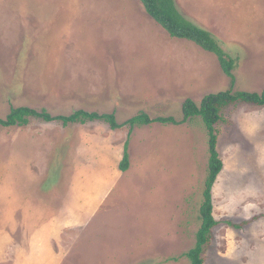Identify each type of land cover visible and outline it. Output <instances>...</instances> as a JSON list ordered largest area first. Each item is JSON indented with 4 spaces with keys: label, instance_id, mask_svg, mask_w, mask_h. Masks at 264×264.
<instances>
[{
    "label": "rangeland",
    "instance_id": "1",
    "mask_svg": "<svg viewBox=\"0 0 264 264\" xmlns=\"http://www.w3.org/2000/svg\"><path fill=\"white\" fill-rule=\"evenodd\" d=\"M175 3L237 60L234 86L214 54L170 37L139 0H0V119L26 106L114 113L120 124L141 113L181 121L187 99L261 93L264 0ZM216 132L223 170L204 264H264V108L231 105ZM128 133L101 121L0 126V264H189L207 129L199 117L135 127L122 172ZM54 220L62 236L49 243L53 254L24 260L25 223L34 231Z\"/></svg>",
    "mask_w": 264,
    "mask_h": 264
},
{
    "label": "trees",
    "instance_id": "2",
    "mask_svg": "<svg viewBox=\"0 0 264 264\" xmlns=\"http://www.w3.org/2000/svg\"><path fill=\"white\" fill-rule=\"evenodd\" d=\"M147 14L159 24L172 38L190 41L204 51L214 54L225 74L232 78L235 85L233 71L237 67V60L228 55L216 38L207 30L187 20L178 10L175 0H139ZM249 104L264 108V90L261 93L228 90L205 96L200 105L187 99L182 107L183 119L177 121L174 117H157L152 119L146 113H141L120 124L114 113L99 114L77 110L71 115L53 116L43 110L38 112L30 107L13 108L5 119H0V126L5 128L28 126L32 119L44 122H60L64 127L69 125L87 124L91 122H105L112 130L129 127L128 139L124 146V153L119 168L127 172L130 167L129 145L135 127L148 126L154 123L163 125H181L191 119L201 118L207 132L209 145L208 176L203 192V203L200 209L201 226L196 234L195 246L185 256L189 264H204L206 248L212 240L214 228L218 225L214 217L213 188L223 170V162L217 149L218 137L216 125L222 120L223 110L231 105Z\"/></svg>",
    "mask_w": 264,
    "mask_h": 264
},
{
    "label": "crops",
    "instance_id": "3",
    "mask_svg": "<svg viewBox=\"0 0 264 264\" xmlns=\"http://www.w3.org/2000/svg\"><path fill=\"white\" fill-rule=\"evenodd\" d=\"M40 225L39 229L34 231L29 223H25V226H23L25 234L30 237L25 243L21 241L17 244L18 252L22 255L24 260L47 258L49 254H53L52 250L49 248L51 247L49 243L53 242L56 245L62 236L61 227L56 220L40 223ZM14 252L17 254V251L14 250ZM21 262H23V260Z\"/></svg>",
    "mask_w": 264,
    "mask_h": 264
}]
</instances>
